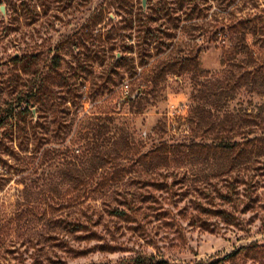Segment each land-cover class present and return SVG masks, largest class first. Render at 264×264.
I'll list each match as a JSON object with an SVG mask.
<instances>
[{
	"label": "rangeland",
	"instance_id": "374dc122",
	"mask_svg": "<svg viewBox=\"0 0 264 264\" xmlns=\"http://www.w3.org/2000/svg\"><path fill=\"white\" fill-rule=\"evenodd\" d=\"M245 1L226 9L209 1V16L196 21L200 36L190 22L181 32L177 20L143 17L164 43L149 51L138 48L135 29L116 32L149 0H0V105L33 98L37 109L36 138L26 150L0 128V140L17 154L0 162L1 264H264V155L249 164L235 159L229 170L224 160L217 171L202 155L138 161L162 142L200 140L188 122L192 72L154 68L199 50L201 69L212 73L203 81L226 85L221 59L229 42L210 37L228 11L245 15ZM256 3L264 8V0ZM129 42L135 69L112 66L121 51L111 45ZM28 53L34 63L16 68L12 58ZM142 82L144 93L126 100ZM228 105L264 110V97L243 87Z\"/></svg>",
	"mask_w": 264,
	"mask_h": 264
},
{
	"label": "trees",
	"instance_id": "16d2710c",
	"mask_svg": "<svg viewBox=\"0 0 264 264\" xmlns=\"http://www.w3.org/2000/svg\"><path fill=\"white\" fill-rule=\"evenodd\" d=\"M150 6L147 11L140 8L135 14L125 20L123 26L118 27L116 32L121 29L138 31V48L145 46V50L152 49L160 50L164 45L160 36L156 31H160L158 26L146 27L143 17L151 22L160 20L173 21L177 20L174 26L176 30L183 32L187 27L186 23L190 22L192 30H199L198 35L202 34L203 26L196 21L205 19L209 16L208 2H216L219 5L224 4L225 9L232 5L237 6V2L242 0H149ZM203 1V2H202ZM250 7L248 0L245 1L247 11L244 16L237 17L236 12L228 11V17H223L220 20L224 21L219 30L211 35L210 40L216 41L218 34L227 37L229 44L223 47L221 65L223 69L228 71L226 75L228 80L224 85V80L203 81V77L212 74L204 71L200 67L199 53L200 51H190L189 53L170 58L155 66V70L163 74H173L181 76L183 73L191 71L192 79L194 80V92L192 98L196 103L190 107L188 122L190 130L194 136L201 137L200 140L190 137L181 144H167L162 142L148 151L142 153L138 157V161H147L150 165L155 163V160H164L168 163L170 160L178 156L197 157L201 155L206 157V160L212 158L214 161V170L216 171L221 166L220 162L226 161L229 163L228 170L235 166V159L245 158L248 164L252 157L264 155V110L261 108L258 111L244 108L238 112L229 109V102L234 99L238 89L247 87L250 91L255 92L264 97V8H260V4L256 0H251ZM172 5V6H171ZM179 13L175 17L170 15ZM219 20V19H216ZM182 22V25L180 24ZM91 25H86L88 32H93ZM108 39H114L113 36H107ZM140 38L142 41H140ZM121 51V55L117 57L112 55V66L117 68L127 67L128 70H134L136 67L133 58L134 44L126 43L120 46L112 44L110 51L116 49ZM143 49V48H142ZM130 55V57H129ZM53 61L59 58L56 54ZM35 55L32 53L24 54L23 56L16 55L12 58L14 66L18 65L25 71L32 63H34ZM58 67H61V60L57 61ZM143 65V62H139ZM161 65V66H160ZM210 84H212L210 86ZM72 85V84H71ZM147 83H141L135 91L125 96V99H130L133 95L138 97L144 93ZM30 99L12 98L11 101L4 100L6 106L0 105V128H6L9 131L8 137L10 141L17 140L15 146L19 150H26L28 144L36 138V122L35 102ZM206 104H202L204 102ZM211 101V102H209ZM210 104H209V103ZM240 140H237V138ZM121 136H119L115 144L119 145ZM0 162L5 163L2 155L15 157L16 151L12 146L5 145L0 140ZM99 154L106 152L99 151ZM205 159V158H204ZM223 159V160H222ZM226 169V168H224ZM106 183V182H105ZM102 181L95 182L97 186L104 185ZM97 188H93L96 191ZM226 198V197H225ZM124 214V212H120ZM215 213H223L215 212ZM133 264H152L145 258H137L132 261ZM1 264V263H0Z\"/></svg>",
	"mask_w": 264,
	"mask_h": 264
},
{
	"label": "water",
	"instance_id": "95a60500",
	"mask_svg": "<svg viewBox=\"0 0 264 264\" xmlns=\"http://www.w3.org/2000/svg\"><path fill=\"white\" fill-rule=\"evenodd\" d=\"M143 3H145L144 1H143ZM2 10H3V8H2ZM134 96V95H133Z\"/></svg>",
	"mask_w": 264,
	"mask_h": 264
}]
</instances>
